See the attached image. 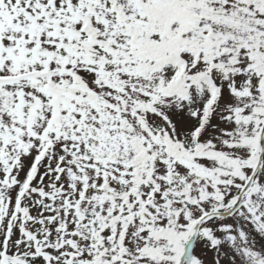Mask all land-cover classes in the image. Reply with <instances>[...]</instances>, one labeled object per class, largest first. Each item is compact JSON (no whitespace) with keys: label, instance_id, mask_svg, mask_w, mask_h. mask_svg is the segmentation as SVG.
Returning a JSON list of instances; mask_svg holds the SVG:
<instances>
[{"label":"snow or ice","instance_id":"snow-or-ice-1","mask_svg":"<svg viewBox=\"0 0 264 264\" xmlns=\"http://www.w3.org/2000/svg\"><path fill=\"white\" fill-rule=\"evenodd\" d=\"M0 264H264V0H0Z\"/></svg>","mask_w":264,"mask_h":264}]
</instances>
